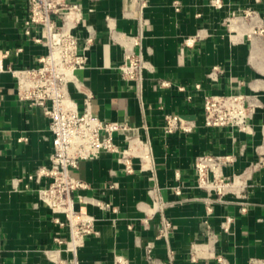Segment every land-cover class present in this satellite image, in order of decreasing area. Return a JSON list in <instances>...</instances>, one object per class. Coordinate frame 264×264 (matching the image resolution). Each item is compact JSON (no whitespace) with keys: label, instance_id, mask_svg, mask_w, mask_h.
<instances>
[{"label":"crops","instance_id":"obj_1","mask_svg":"<svg viewBox=\"0 0 264 264\" xmlns=\"http://www.w3.org/2000/svg\"><path fill=\"white\" fill-rule=\"evenodd\" d=\"M145 1L140 12L135 0H68L81 9L76 34L86 55L69 87L72 99L80 112L89 98L94 115L133 128L116 135L120 151L133 136L151 150L148 161L132 159L131 174L117 154L82 161L73 171L85 185L73 195L76 207L96 219V234L86 238L78 260L264 264V0H219L220 6L216 0ZM27 19V0H0V53L7 55L0 71V264H54L47 251L68 256L55 240L67 239V230L39 199L45 179H29L49 164V121L42 109L19 102L10 73L36 66L48 53L35 41L41 29L25 34ZM132 53H142L150 67L140 87L119 70ZM235 94L252 98L251 132L207 127L205 96ZM171 114L191 132L167 135ZM204 154L232 160L222 174L235 186L224 197L198 186L194 163ZM157 193L168 203V241L156 240ZM149 244L154 261L146 255Z\"/></svg>","mask_w":264,"mask_h":264},{"label":"built area","instance_id":"obj_2","mask_svg":"<svg viewBox=\"0 0 264 264\" xmlns=\"http://www.w3.org/2000/svg\"><path fill=\"white\" fill-rule=\"evenodd\" d=\"M27 1L28 19L25 22V34L31 36L33 28L41 29L43 37L35 41L42 43L48 53L38 60L36 66L10 69V73L17 81L19 102L42 109L49 121V131L53 134V151L49 164L29 179H45L46 185L38 191L40 202L53 215L56 225L68 232L67 239L60 236L55 239L58 244L65 246L64 251L68 256L55 257L53 251H47L48 256L54 264H80L78 252L84 246L86 238L96 234V219L86 208L76 207L73 195L85 185L73 171L82 161L117 154L126 173L131 174L134 171L132 159L135 157L141 162L148 161L151 150L148 142L133 136L128 142V148L120 151L115 143L116 135L133 128L126 123L105 121L94 115L90 110L89 98L86 99L85 110L80 112L70 95V85L77 82L76 72L86 65L85 51L80 48L76 34L81 21L80 7L69 3L68 0ZM135 2L142 12L146 1ZM213 5L220 6V1H214ZM248 15L251 14L248 12ZM6 56V53H0V71L4 70L3 59ZM119 70L125 81L140 87L144 74L150 67L142 53H132L126 56ZM216 73L217 69L214 68L210 77L214 78ZM161 85L168 87L169 82H163ZM253 108L254 103L248 95H207L203 103L205 125L210 128L230 127L250 133ZM165 122L164 131L167 135L192 130V126L179 115H168ZM231 161L229 156H199L194 163L198 186L209 193H215L219 198L231 192L235 186L234 182L225 180L222 174L223 167ZM177 193L180 194V191ZM153 197L156 212L160 215L156 240L168 241L173 229L172 221L166 215L168 203L162 200L159 193ZM105 207L108 208V205ZM230 221L231 219L228 220ZM153 250V244L146 246V255L150 261H154ZM193 261L196 262L195 257Z\"/></svg>","mask_w":264,"mask_h":264}]
</instances>
